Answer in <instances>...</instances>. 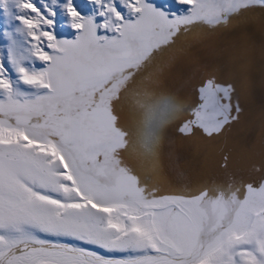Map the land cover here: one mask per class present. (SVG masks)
Returning <instances> with one entry per match:
<instances>
[{
    "label": "snow or ice",
    "instance_id": "6c2138e0",
    "mask_svg": "<svg viewBox=\"0 0 264 264\" xmlns=\"http://www.w3.org/2000/svg\"><path fill=\"white\" fill-rule=\"evenodd\" d=\"M257 35L264 0H0V264H264Z\"/></svg>",
    "mask_w": 264,
    "mask_h": 264
},
{
    "label": "bare ground",
    "instance_id": "6f19581e",
    "mask_svg": "<svg viewBox=\"0 0 264 264\" xmlns=\"http://www.w3.org/2000/svg\"><path fill=\"white\" fill-rule=\"evenodd\" d=\"M221 39H225V36H221ZM215 42V41H214ZM224 42V41H223ZM261 43L262 38L257 35L255 37V49H254V59L251 64V70H250V85L248 88V91L250 94H256L257 89H260L259 86L256 84L264 81V61L261 59ZM253 64H255V67H252ZM185 95L190 98L189 92L190 90L187 88H184ZM191 99V98H190ZM244 112H247L244 107ZM257 111H254V114H252L253 119L258 120L257 123L261 122L262 115L259 114L257 116ZM264 114L263 112H261ZM178 133L175 135H170L167 145L175 147L178 156L180 158V163H182L185 168L188 170V172L194 177H209L212 174V161L209 159L208 152L200 151L197 152L195 147L187 142H180L177 137ZM231 136V134H229ZM228 136V137H229ZM190 147H194L195 152L193 151L192 155L190 154ZM171 170V169H169Z\"/></svg>",
    "mask_w": 264,
    "mask_h": 264
},
{
    "label": "rangeland",
    "instance_id": "374dc122",
    "mask_svg": "<svg viewBox=\"0 0 264 264\" xmlns=\"http://www.w3.org/2000/svg\"><path fill=\"white\" fill-rule=\"evenodd\" d=\"M160 3H165L166 0H159ZM215 43H218V44H222L223 41H225V39H221L220 37H217L214 39ZM255 64H253L252 67H255L254 66ZM256 84L259 86L260 89H257V93L256 94H250L249 91L247 90L245 96L242 98L241 100V103L243 105V107H245V110H247V112H244L243 113V125H244V135L246 136H249V137H252L253 139H256L258 140L260 134H261V131H262V120L261 122L257 123V121H259L260 119L258 120H254L253 119V115L254 114V111L256 110L258 113H257V116L259 114L262 115L261 112L264 113V81H261L259 83L256 82ZM178 91L180 92V94L182 96H185V90L184 88H179ZM190 99V98H189ZM259 117V116H258ZM260 118V117H259ZM231 136L228 137V140H229V146L232 147L233 146V142H234V138L236 136V130H234L232 133H230ZM169 147H173V146H170V145H165V150L167 151V149ZM175 149V147H173ZM190 154L192 155L193 151L195 152V149L194 147H190ZM176 151V149H175ZM177 153V151H176ZM178 154V153H177ZM208 156H209V159L212 161V174L209 176V177H212V176H217L220 174V170L219 168L217 167V160H218V157L217 155L215 154V152H208L207 153Z\"/></svg>",
    "mask_w": 264,
    "mask_h": 264
}]
</instances>
